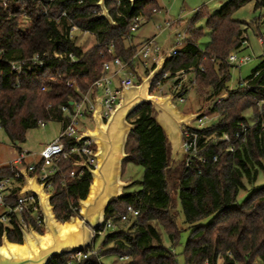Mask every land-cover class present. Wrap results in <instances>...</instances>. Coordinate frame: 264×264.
Masks as SVG:
<instances>
[{"label": "trees", "instance_id": "16d2710c", "mask_svg": "<svg viewBox=\"0 0 264 264\" xmlns=\"http://www.w3.org/2000/svg\"><path fill=\"white\" fill-rule=\"evenodd\" d=\"M97 2L58 0L45 16L44 8L33 0H0V128L12 143H24L27 132L37 128L39 121L63 122V127L67 118L60 107L80 99V93H85L102 76L103 63L116 57L129 61L139 48L128 45L132 22L150 21L160 10L158 0H140L133 7L129 0H109L106 6L116 24L111 27L100 17V10L94 6ZM250 2L230 0L212 15L199 9L187 25V41L164 68V73L174 74L203 67L204 72L196 74L194 86L198 111L223 95L228 98L211 106L209 111L216 121L200 133L213 139L224 135L233 139L240 124L245 123L249 125L247 141L234 142V151L230 152L227 143L213 140L201 154L206 163L196 161L190 167L182 163L174 171L167 170L170 149L165 134L151 118V106H140L129 118L134 129L127 140L128 157L122 167L130 164L143 168V178L129 180L132 181L129 188L139 189H125V197L108 208L105 221H117L129 206L137 209L139 215L123 223V227L103 236L97 234L96 240L102 238L98 257L91 256L82 264H102L101 257L107 255L127 256L124 264H179L174 248L180 243L183 229L175 211L177 200L183 224L190 230L181 253L183 264H264V187L253 189L244 201L238 202L246 185L253 186L259 170H264V54L259 66L245 80L246 86L239 84L234 90L228 86L232 67L228 58L232 52H240L244 34L233 15ZM261 7L264 0L255 4V9ZM63 12L81 30L90 33L96 45L83 52L69 39L65 19L60 30L49 21ZM202 18H206L210 32V42L204 50L198 47L203 31L195 25ZM24 20H29L26 30L21 28ZM111 44L113 55L107 53ZM54 51L64 56L72 54L78 61L57 60ZM37 54H46L42 68L32 62ZM22 62L17 76L12 64ZM148 73L143 71L144 76ZM161 78L162 75L156 82ZM67 82H74L78 90L68 88ZM154 88L155 84L151 93ZM247 111L253 114L252 124L244 117ZM71 141H65L67 149L71 148ZM69 164L70 161L63 163L65 172L70 169ZM41 166L39 160L32 174L38 173ZM15 172L14 166H3L0 179L14 178ZM52 180L51 193L55 196L51 205L57 220L66 222L78 215L72 208H79L77 200L87 197L91 177L86 174L66 187L58 174ZM170 182L173 192L169 191ZM16 195L17 190H11L4 197V204L13 208L17 204ZM2 212L4 209L0 208V216ZM21 220L33 225L26 214L20 218L11 215L8 226L0 222V244L4 232L9 242L22 243ZM204 220L208 222L204 224ZM163 233L171 244L169 247L163 243ZM68 259L69 255L53 259L50 264H67Z\"/></svg>", "mask_w": 264, "mask_h": 264}, {"label": "built area", "instance_id": "2783aa9c", "mask_svg": "<svg viewBox=\"0 0 264 264\" xmlns=\"http://www.w3.org/2000/svg\"><path fill=\"white\" fill-rule=\"evenodd\" d=\"M35 3H38L44 8L43 15H48V8L52 7L54 3L58 0H33ZM65 19L66 26L68 28L69 39L75 43L79 42L87 36H92L90 33L81 30L76 24L73 23L72 19L67 16L65 12L57 18H49V21H53L58 29L62 28V20ZM264 20V16H263ZM142 24L141 19L134 20L130 28V36L127 38L128 42L131 40L132 35L139 29ZM173 24L168 23L166 28H171ZM160 31V27L158 28ZM187 41V38H184L183 41L178 40L177 44L170 50H167V60L178 53L179 49ZM248 45V38L243 37L242 46ZM107 53L114 54V46L111 44L107 48ZM161 54L160 48L157 46L155 39H150L141 46H139L137 52L129 61H123L122 59L116 57L112 62H105L102 65L103 74L97 79L94 83L90 85V88L85 93H80L79 100H72L68 105L61 106L60 110L64 118H67V121L64 122L63 128L59 134L52 142L47 144L40 153L37 154L40 161H42V166L37 175V180L39 183H45V190L52 188L53 180L52 178L55 175H59L62 186L66 187L70 182L78 180L88 173L89 169H94L97 165L96 159V146L91 140H84L81 142L76 141L82 136L85 129H82L80 126V118L87 116L92 117L95 104L94 96L100 98L102 111L101 117L104 121L108 120L110 115L113 113L116 105L120 100L122 93V88L130 87L137 84V74L138 70L142 75L144 70H148L149 61L153 63L157 62ZM46 54L35 55L32 59V62L36 64L39 68L43 67V58ZM53 56L57 60H63L68 58L69 62L76 63L78 60L74 55L70 54L64 56L58 54L54 51ZM250 61L249 57L238 58L237 54L231 53L228 62L229 64H238L239 68ZM21 64L14 63L12 64V69L14 73L19 76L21 73ZM141 65L143 71H140V68L136 65ZM131 65L134 66L131 69ZM155 66V64H154ZM152 67V69L154 68ZM151 69V70H152ZM150 70V71H151ZM149 71V70H148ZM149 71V72H150ZM197 72H204L203 67L198 69H189L188 71H179L174 74L164 73V70L159 76L162 75V78L156 82L154 92L150 94L166 97L172 96V103H185L187 97L189 96L190 88L195 86L196 83V74ZM257 74H255L256 76ZM137 80V82H136ZM152 85V86H153ZM247 82H241V86H246ZM67 87L70 89H76V84L74 82H67ZM103 93L102 97L98 96V92ZM228 95H223L218 98L214 103H210L203 113L193 120L190 125L191 128H183V143H184V161L186 167L192 166L196 161L201 163H206V158L201 156V154L208 148L209 144L214 141H222L227 143V149L230 152L234 151V142L241 141L245 143L248 137L249 125L241 123L239 130L235 133L233 139L229 138L227 135L213 139V137H204L200 131L208 127L211 120L216 119L215 116L208 113L212 105H218L222 100H225ZM264 104V102H262ZM46 124L45 121H39L37 126L44 127ZM63 124V122H62ZM195 124V127L193 126ZM203 139V140H202ZM71 141V148L67 149L65 141ZM28 156L27 152H20L17 158L14 161V168L16 169L14 178H4L0 179V206H3L5 211L0 216V222L4 226H8L10 222L11 215L20 218L22 215L26 214L33 220V228L38 231L39 228H43L42 217L39 212L38 203L36 197L27 193L20 195L19 192L22 189L23 177L21 172L26 170L27 174H32L36 171V164L26 166L23 168H16L15 166H22L24 159ZM218 156H213V161L216 162ZM70 161L68 165L70 169L65 172L63 169V163ZM12 165V164H10ZM17 190V204L12 208L4 204V197L9 194L11 190ZM73 212H79L80 208H72ZM139 215V211L132 206L127 208V211L120 215L117 221L107 220L104 221L103 226L95 231V236L105 234L108 231L115 230L117 224H123L131 218H136ZM29 223L21 220L20 227L24 228L27 231V225ZM19 227V229H20ZM39 232V231H38ZM91 256L98 257V252L93 246L89 251H80L69 255L67 264H82V262L88 259ZM120 261H128V257H120Z\"/></svg>", "mask_w": 264, "mask_h": 264}, {"label": "water", "instance_id": "95a60500", "mask_svg": "<svg viewBox=\"0 0 264 264\" xmlns=\"http://www.w3.org/2000/svg\"><path fill=\"white\" fill-rule=\"evenodd\" d=\"M108 1L98 0L94 6L100 10V17L115 27L106 6ZM138 1L129 0V3L133 7ZM167 50L161 51L148 75L144 76L136 70L137 84L122 88L120 100L108 120L102 119L101 100L94 96L95 108L91 117L94 129H87L76 141L89 139L95 144L97 165L88 170L91 182L87 197L77 200L80 208L78 215L66 222L58 221L51 205L55 193H47L45 183H39L36 174L29 175L26 170L21 172L23 184L19 194L31 193L36 197L43 232L36 231L31 223L27 225V231L20 227L21 244L9 242L4 232L0 244V264H50L53 259L94 246L95 231L103 226L108 208L124 198L126 194L123 191L132 185V181H121L122 162L128 157L125 148L129 134L134 129L129 118L143 104L151 106V118L167 139L170 149L167 170L174 171L183 163V128H191L190 123L203 111L183 115L173 105L172 96L150 94L153 83L167 63Z\"/></svg>", "mask_w": 264, "mask_h": 264}, {"label": "rangeland", "instance_id": "374dc122", "mask_svg": "<svg viewBox=\"0 0 264 264\" xmlns=\"http://www.w3.org/2000/svg\"><path fill=\"white\" fill-rule=\"evenodd\" d=\"M228 1L229 0H158V4L163 10L156 14L147 24L141 27L137 33L133 35V44H137L142 38L153 36L155 34L158 35L156 44L160 50L162 52L165 51L166 48L170 50L177 44L178 40L183 41L184 38H187V25L191 20L194 19L196 12L199 9L203 8L205 13L212 15L219 11L221 7ZM258 1L260 0H252V2L245 5L233 15V19L239 22L242 26L244 31L243 37L246 36L248 38V45L242 46L240 52L232 53L237 54L239 59L242 57H249L250 61L246 64H243L240 68L238 64H231V80L228 84L231 90L238 88L241 82H244L248 77H250L252 71L256 69L262 61L261 57L264 54V7L255 9V4ZM168 23L173 24V26L171 28H166ZM205 23L206 18H202L195 24L196 28H201L203 31V35L198 40V47L201 50H204L210 42V32L206 28ZM28 27L29 20H24L21 26L22 30H26ZM159 27L161 32L158 31ZM76 45L80 47L83 52H86L96 45V39L89 35L77 42ZM154 64L155 62L153 63L152 61H149V71L152 69ZM136 67L140 68V71H143L141 65L137 64ZM98 96L102 97L103 93L99 91ZM173 105L177 111L183 115L187 113H198L205 111L209 106V104H207L202 110L198 111L195 87L190 88L189 96L187 97L185 103H174ZM208 113L211 114L210 111H208ZM244 117L250 124L254 122L252 112L247 111L244 114ZM134 120L135 118H133L131 121ZM215 121L216 119H212L209 124L212 125L215 123ZM80 126L85 130H93L94 124L92 122L91 115L80 118ZM193 126L195 127V124H193ZM61 130V123L55 121L46 122L43 128L37 127L29 130L26 134L25 142L19 144L17 148L24 152L38 154L47 144L59 136ZM17 148H13L12 142L5 134L4 130L0 128V162L13 163L18 155L17 153L19 150ZM143 173V168L126 164L124 167H122L121 181L127 182L129 180H142ZM260 187H264V170H259L253 186L248 184L246 185V190L240 193L238 202L241 203L244 201L253 189ZM138 189V187H133L126 191H136ZM47 190L50 192L52 189L48 188ZM169 191L173 192V182L169 183ZM175 211L178 213V224L183 230L181 232L180 243L174 248V251L178 255L177 259L179 264H183L181 253L183 252V249L190 236V230H188L183 224L184 217L181 211L179 200L176 201ZM207 222L208 220L203 221L204 224ZM124 225L125 224H117V227H123ZM39 230L43 231V228H39ZM103 235L104 234L100 236ZM101 240L102 238L96 240L94 244L96 250H99ZM163 243L167 247L171 245L165 233H163ZM125 262L126 261H120L116 255H107L101 257L102 264H124Z\"/></svg>", "mask_w": 264, "mask_h": 264}, {"label": "crops", "instance_id": "0c3cea01", "mask_svg": "<svg viewBox=\"0 0 264 264\" xmlns=\"http://www.w3.org/2000/svg\"><path fill=\"white\" fill-rule=\"evenodd\" d=\"M230 1V0H229ZM228 1V2H229ZM224 6V5H223ZM222 6V7H223ZM221 7V8H222ZM159 8H160V10L156 13V14H158L159 12H161L163 9H162V7L161 6H159ZM220 11V10H219ZM219 11H217V12H219ZM217 12H215V13H217ZM155 14V15H156ZM154 15V16H155ZM153 16V17H154ZM149 21H147V22H142V24L140 25V27H139V29L141 28V27H143L145 24H147ZM178 23H180V22H178ZM206 24V23H205ZM138 29V30H139ZM137 30V31H138ZM137 31L134 33V34H136L137 33ZM159 31V30H158ZM160 32H161V30H160ZM133 34V35H134ZM133 35H132V37H131V40L128 42V45L129 46H134V45H138V46H141L142 44H144L145 42H147L148 40H150V39H155V42H156V40H157V36L158 35H153V36H149V37H145V38H142L141 40H139V42L137 43V44H133V40H134V37H133ZM55 122H58V121H55ZM59 123H61V122H59ZM62 124V123H61ZM63 128V127H62ZM52 142V141H51ZM12 145H13V148H17V144H14V143H12ZM18 149V148H17ZM19 150V149H18ZM20 152H24V151H21V150H19L18 151V153L17 154H19ZM14 153V152H13ZM16 153V152H15ZM28 153V156L24 159V161H23V164H22V166H19V165H17V166H15L16 168H23V167H26V166H30V165H33V164H36L40 159H39V157L37 156V154H35V153H30V152H27ZM15 156V155H14ZM18 156V155H17ZM15 161V160H14ZM14 161H13V163L12 162H10V163H3V162H0V168L1 167H3V166H7V165H10V164H12V166H14ZM0 208L2 209V211H3V209H4V207L3 206H0ZM4 211H5V209H4ZM3 213V212H2Z\"/></svg>", "mask_w": 264, "mask_h": 264}]
</instances>
